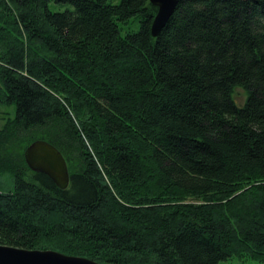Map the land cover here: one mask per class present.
Returning a JSON list of instances; mask_svg holds the SVG:
<instances>
[{
    "label": "trees",
    "instance_id": "1",
    "mask_svg": "<svg viewBox=\"0 0 264 264\" xmlns=\"http://www.w3.org/2000/svg\"><path fill=\"white\" fill-rule=\"evenodd\" d=\"M156 15L150 0H0V105L15 107L0 129V178L15 183L0 188V245L264 263V0H178L158 38ZM36 141L64 156L67 190L27 166Z\"/></svg>",
    "mask_w": 264,
    "mask_h": 264
},
{
    "label": "water",
    "instance_id": "2",
    "mask_svg": "<svg viewBox=\"0 0 264 264\" xmlns=\"http://www.w3.org/2000/svg\"><path fill=\"white\" fill-rule=\"evenodd\" d=\"M157 8L151 33L158 38L175 13L178 0H150ZM31 171L48 176L61 190H67L71 176L62 153L46 141H36L24 153ZM0 264H100L87 258L68 256L56 251L26 250L0 245Z\"/></svg>",
    "mask_w": 264,
    "mask_h": 264
},
{
    "label": "rangeland",
    "instance_id": "3",
    "mask_svg": "<svg viewBox=\"0 0 264 264\" xmlns=\"http://www.w3.org/2000/svg\"><path fill=\"white\" fill-rule=\"evenodd\" d=\"M111 4L117 5L120 3V0H108ZM50 10L52 12H65L68 10H74V7L69 4H50ZM121 32L122 35L125 36L130 32H138L140 24L139 21H136L135 18L131 19L127 24H121ZM235 101L238 106H241L246 101V95L243 90L237 89L234 94ZM15 116V107H9L5 105H0V129L3 127L5 121L8 118H12ZM0 188L4 192H12L15 190V183L10 175H5L0 178ZM221 264H264L253 262L249 260H239V259H230L226 262H222Z\"/></svg>",
    "mask_w": 264,
    "mask_h": 264
}]
</instances>
